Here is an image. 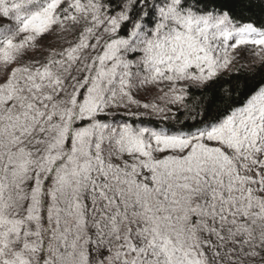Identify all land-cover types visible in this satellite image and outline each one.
Wrapping results in <instances>:
<instances>
[{
    "label": "snow or ice",
    "instance_id": "snow-or-ice-1",
    "mask_svg": "<svg viewBox=\"0 0 264 264\" xmlns=\"http://www.w3.org/2000/svg\"><path fill=\"white\" fill-rule=\"evenodd\" d=\"M0 264H264V0H0Z\"/></svg>",
    "mask_w": 264,
    "mask_h": 264
}]
</instances>
